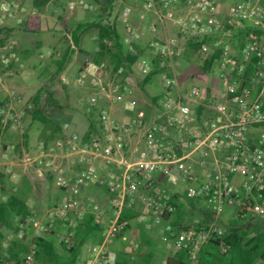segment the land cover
Returning <instances> with one entry per match:
<instances>
[{
	"label": "built area",
	"instance_id": "1",
	"mask_svg": "<svg viewBox=\"0 0 264 264\" xmlns=\"http://www.w3.org/2000/svg\"><path fill=\"white\" fill-rule=\"evenodd\" d=\"M135 2L141 22L151 16L147 26L149 53L142 54L133 45L144 35L143 28L131 21L134 5L122 6L118 17L125 31L123 42L135 57L137 75L157 73L160 77L161 93L152 103V114L138 105L130 77L103 86L109 65L95 61L89 53L74 83L94 88L87 100L88 109L97 107L99 98L107 102L98 109L97 131L83 140L63 122L60 135L54 139H40L31 148L22 144L21 160L62 191L63 199L47 213L51 221L65 226L61 240L67 247L79 221L91 216L103 224L100 239L84 243L86 254L79 264H116L110 246L118 238L128 252L136 251L139 232L132 231L122 219L125 209L136 211L133 220L137 224L157 230L161 242L174 251H184L189 262L197 264L199 250L210 239L224 235L226 227L219 223V217L226 209L236 218L264 216V3L239 0L221 14L218 0ZM67 6L74 10L78 4L69 1ZM25 12L24 6L1 0L0 26L6 17L16 16L21 23ZM29 12L36 13L35 9ZM241 29V45L234 50L231 39ZM179 37L197 43L204 56L218 54L220 85L215 90L195 82L181 88L174 69V59L182 52ZM0 50H5L0 53L1 93L3 78L13 74L10 60L15 58L14 42L0 44ZM122 71L119 67L114 73ZM121 105L125 112L115 117L114 109ZM197 106L207 114L203 110L198 113ZM8 112L21 127L20 113L11 102L0 106L2 123ZM14 151L11 143L2 146L0 172ZM64 158L69 162L66 166ZM95 183L103 187L108 207L85 196ZM176 200H199L209 215L174 226L170 219ZM31 224L42 232L50 230V225L36 219ZM220 247L224 250V245ZM3 264H34L33 250L18 262L5 259Z\"/></svg>",
	"mask_w": 264,
	"mask_h": 264
},
{
	"label": "trees",
	"instance_id": "2",
	"mask_svg": "<svg viewBox=\"0 0 264 264\" xmlns=\"http://www.w3.org/2000/svg\"><path fill=\"white\" fill-rule=\"evenodd\" d=\"M48 0H33V6L43 7ZM101 9V14H98L92 20L77 21L73 28L69 30L72 48L65 50V52L54 63L58 70H63L64 64L70 59L74 52V48L79 47V41L81 34L91 28L97 30V42L98 48L93 52L95 61H103V56L107 55L116 70L117 68L132 64L135 61V57L127 51L124 42L122 41L116 27V21L114 18L110 19L111 11L114 7L115 0H94ZM244 31L241 30L239 38ZM108 42V44H107ZM191 46L197 49L198 44L192 41H188ZM139 51V50H138ZM140 52V51H139ZM218 54L208 56L205 60V69H209L211 63L215 61ZM157 64V62H156ZM249 70L246 72L244 79H247ZM152 75L143 77L140 82V88L146 92L145 84L148 82ZM42 97V91L39 88L32 97V109L30 111L31 121L40 122L45 128H50L51 134L49 137H44L42 140L49 141L60 135L61 124L63 123L61 118H51L47 115L39 103ZM48 97L51 99L57 108L62 106L52 98L50 92ZM156 99V98H155ZM100 106L94 107V111L88 112L87 117L90 121L89 129L82 135V139L86 140L92 134V128L95 126V121L91 115L98 112ZM197 112L201 111V107L197 106ZM2 131V118L0 116V133ZM23 145L27 147L28 136L25 133L23 136ZM31 184L27 177L22 176L21 183L16 186H12L11 192L0 200V264H3L5 259H9L15 262L21 260L22 256L30 249L34 253V262L36 264H75L81 252V248L84 243L88 241H98L97 235L101 232V224L95 222L91 216H87L86 219L77 223L74 235L72 237L70 246L67 247L63 240L59 241L61 248H56V242L58 236L52 230L46 232L42 236H37L31 242L22 241L21 238H15L10 241V244L4 245L6 242V232L20 233L27 231L32 227V212L27 204V200L30 196ZM176 197V196H175ZM182 201L176 200V210L173 213L170 222L172 225L184 224L192 221L195 214L192 210L198 208L206 212L199 200H188V209H185ZM195 211V210H194ZM188 212L187 216L185 214ZM207 213V212H206ZM136 214V211L132 209H125L122 213V219L128 221V226L131 227V222ZM208 214V213H207ZM209 215V214H208ZM202 220V219H200ZM135 222V221H134ZM138 225L142 233V241L145 240L144 236L147 235L146 229L143 225ZM225 226V233L222 237L216 239H210L198 252L197 264H252L256 258L262 256V250L264 244H261V232H256L252 236H247L245 231L241 229L243 226H236L232 223ZM97 237V238H96ZM146 241V240H145ZM152 246V244H149ZM221 245H224V250L221 249ZM133 253H125L116 256V264H135L137 260H140V264H149L151 258V251L137 258ZM165 264H191L188 260V256L182 250L175 251L172 257L166 259Z\"/></svg>",
	"mask_w": 264,
	"mask_h": 264
},
{
	"label": "crops",
	"instance_id": "3",
	"mask_svg": "<svg viewBox=\"0 0 264 264\" xmlns=\"http://www.w3.org/2000/svg\"><path fill=\"white\" fill-rule=\"evenodd\" d=\"M10 1L13 2L14 4L15 2L22 3V4L24 3L27 8V12H25L23 15L19 14V15H22L23 17V21L21 23H18L16 21V17H6L4 18V23L0 26V44H4L6 41L14 42L13 51L16 57L11 59L13 61L14 59H18V60L20 59L21 61H24V60L28 61L30 59L33 60L35 59L36 51H38V53L41 52L43 54L50 53L52 47L58 44L57 42H60V40L62 39V36L59 35V28H58L60 27L61 22L65 21L68 27H70V25L74 23L71 26V28H73V26L75 25L77 21H85L86 19H84V17H86L89 14V12H83L82 9H78L76 10V15H74L75 17L74 19L72 18L67 19L66 17L69 14V10L67 9V3L73 0H48L47 3L43 7H38V8L33 6L32 4L33 0H10ZM86 1L87 0H84V2ZM231 1L218 0L219 12L221 14L224 13L230 5L234 4L235 2L239 0H235V1L231 0ZM133 5H134V10L131 13V21L132 23H134V25L140 26L144 30L143 37L139 40H134L133 45L137 48V50L140 51V53L147 54L150 52L148 48V41L151 38V34L148 32L147 26L149 22L151 21V16H148L144 21L141 22L137 17L138 7H137V3L135 2V0H133ZM78 7H81V6L78 5L77 8ZM29 9L30 10L35 9L36 13L31 14L29 12L30 11ZM92 19H88V20H92ZM115 21H116L117 31L123 41L124 36H125L124 28L118 17L115 18ZM241 30L231 39V46L234 50H238L239 46L241 45L240 38H239ZM87 31L81 34L78 48L80 50L86 49L89 53L90 52L93 53L98 48V42L97 40L92 41L90 37L89 38L86 37L85 34L87 33ZM87 34L91 35V34H94V32H88ZM92 39H97V36L94 35ZM186 50H190V49H186ZM183 51H184V47H183L182 52ZM1 52H5V50H0V53ZM182 52H181V56L178 59H182V57L184 56L183 54L184 52L183 53ZM103 61L105 62L107 61V63L109 62L111 64V67L113 66L110 58L107 55L103 56ZM121 67L123 69L122 73L119 75H115V73H113L115 78L111 79L112 80L111 82L117 83L118 81L121 80L122 77H130L131 79H133V82L136 86L135 99L138 105L144 108L147 111V113L152 114V112L154 111V107L152 103H154L155 98L161 93L160 77L157 75V73L151 76L148 82L145 84L146 92H144L139 87L140 86L139 84L141 80L143 79V77L137 75L135 63L123 65ZM216 68H217L216 60L211 63L209 69H205L204 66L201 67L200 70L203 74H205L204 76L206 77L205 78L206 81H205V84L202 83L201 80L197 81L196 83L202 86H205L208 90H215L220 85L217 79L218 69ZM1 70H2V67L0 66V72ZM3 79H4V88L2 92L0 93V96L7 98V95H10L12 92L10 85L13 84L14 82L10 81L7 77H4ZM142 94L148 97L149 99L148 102L145 101L146 100L145 98L142 99L141 97ZM138 97L139 99L144 100L145 103L142 104V102L138 101L137 100ZM106 104H107L106 100L101 98L100 100H98L97 106H104ZM94 110H95L94 108L88 109V107L84 111H80V112L79 110H76V109L69 110V112H65L64 114H62L61 119L63 122L69 123L70 128L75 130L82 137V135L90 127L89 126L90 121L87 117V113L94 111ZM201 110L204 111L205 109L204 108L202 109L201 107ZM124 112H125V109L123 105H121V106H117L114 109L113 114L115 117H119ZM91 117L95 121L94 123L95 126L91 130L92 133H94L98 129L97 112L96 114H92ZM52 118H55V117H52ZM57 118H60V117H57ZM29 147L31 148L33 147V145L29 146L28 144L27 148ZM67 163L69 162L67 161ZM22 176L27 177L31 184V192L27 200V204L30 207V210L32 212L31 220H34V215L39 209H37L35 206H32L30 202L32 201V199L35 200V197L37 196L38 186H36V184L34 183V181L32 180L30 176L22 174L20 177H18L17 181L14 182L13 187L21 183ZM39 177L46 179L48 181V178L45 176H39ZM48 186L50 187L51 195H55V197H64L62 191L56 188L54 185L48 184ZM11 189H12V186H9L5 188L3 192H0V200H3L4 198H6V196L11 192ZM85 196L87 198L92 199L99 206L108 207V201L105 195V191L103 187H101L97 183L92 184L85 191ZM49 199L51 200V198ZM58 202L60 201H57V203ZM185 209L186 210L188 209L186 205H185ZM194 210L198 211L197 214L195 215L196 218L204 220L208 217V214L206 212L202 210H198V208ZM108 213H110V211H108ZM46 216L47 215L44 213L43 218L41 219L48 220L49 216L48 218H46ZM219 220L225 223H229L228 225H231L230 223H232L236 226H243L241 230L245 231L247 236H252L256 232H261L262 234L261 244H264V216H255V217L246 218V219L236 218L233 216L232 210L230 209L229 214L227 215L221 214L219 217ZM101 226H103V224ZM131 228H132V231L135 230L136 232H139V235L137 237L138 246L136 248V250H138L137 258L144 255L145 253H148L150 250L152 255H151L149 264H164L168 257H172L174 255L175 251L171 247H169L168 245H166L165 243L159 240L157 230H146L147 235L144 236L146 241L145 240L142 241L141 240L142 233H141V229L139 228V226L133 225L131 226ZM61 230L62 229H59L58 231L60 232ZM5 232H6V242L4 245L10 244V241L14 240L15 238H21L22 241L29 243L33 239H35L37 236H42L46 234V232H41L39 230H36L34 227L33 228L30 227L27 231L25 230L24 232H20V233L19 232L15 233V232H10V231H5ZM59 232L56 233L58 238H57V242L55 243L56 248L58 250L61 248V245L59 244V241L61 240L59 238L60 237ZM100 234L101 232L97 235L98 238L100 237ZM88 242H92V241H88ZM149 244H152V246H150ZM110 248L115 258L117 255L130 253L126 249V244L123 241H121V239L119 238L112 242ZM85 254H86V251L83 246L81 248L79 259L76 262L77 264H79V262L85 256ZM140 263H142L140 260H137L135 262V264H140ZM34 264L36 263L34 262ZM252 264H264V249L262 250V256L256 258Z\"/></svg>",
	"mask_w": 264,
	"mask_h": 264
},
{
	"label": "rangeland",
	"instance_id": "4",
	"mask_svg": "<svg viewBox=\"0 0 264 264\" xmlns=\"http://www.w3.org/2000/svg\"><path fill=\"white\" fill-rule=\"evenodd\" d=\"M73 1L79 6L82 4H89L90 6L87 8L78 7L74 10H70L67 6V9L69 10V14L67 13L68 15L66 17L67 19H74V15H76V10L78 9H82L83 12H89V14L84 17L86 20L95 18L98 16V14H101L100 6L94 0H87L86 2H84V0ZM260 1L264 3V0ZM127 3L133 4V0H115L110 19L117 18L121 7ZM15 4L18 6H24L27 12V8L24 3L22 4L15 2ZM177 9L180 10L181 5H178ZM66 24L67 23L65 21H62L60 27H58L59 35L62 36V39L60 42H57L58 44L52 47L50 53L43 54L36 51L35 59L33 60H11L12 62H10V69L12 70L13 74L6 77L10 81L14 82L10 85L12 92L10 95H7V98L0 96V106L7 102H11L14 107V111L20 113L21 125V127H18L11 119V112L4 114L2 131L0 133V149L4 144L11 143L15 146V151L11 154L9 159L6 160L5 165H3L1 168L2 174L0 172V192H3L5 188L9 186H13L14 182H16L18 177H20L22 174L30 176L36 186H38L37 196L35 197V200L32 199L30 202L32 206H35L37 209H39L34 215V219L38 220L45 226L50 225V230L54 231L55 233L59 232V229H62L59 232L60 239L66 231L65 226H63L61 222L51 221L50 219L45 220L41 218H43L44 213L47 215L46 218H48L47 211L53 207L57 201H61L63 197H55V195H51L50 187L47 184L48 181L46 179L40 178L32 166L25 164L21 160V145L23 144L22 141L25 133L28 136L29 146L34 145L38 140L44 137H49L51 134L50 128H45L38 121H31L30 111L33 106L32 97L39 88L42 91V97L39 105L47 115L51 116V118H61L62 114L73 109L79 110V112L84 111L87 108L88 97L94 91V88H91L90 86H78L74 83V78L80 71L83 60L89 54L86 49L80 50L79 48H74V52L70 59L64 64L63 70H58L54 63V60L58 59L65 52V50H70L72 48L69 30L74 23L71 24L70 27H68ZM88 32H94V34L88 35ZM96 32L97 30L95 28H91L85 35L88 38L90 37L92 41H95L97 39H92V37L94 35L97 36ZM178 44L182 47V50L184 47V53L182 52L184 54V58L182 57V59H178L181 56L180 54L174 59V69L180 78L181 88L185 90V88H187L190 84L194 82L196 83L200 80L205 84L206 77L204 76L205 74L201 72L200 68L205 65L207 56H204L198 52V50L192 47L183 37L178 38ZM113 73L114 69L109 63V71L107 75L102 78L103 86L108 87L112 84L111 79L115 78ZM123 78L124 77L121 79ZM48 92H50L52 98L62 106L60 109L55 106V103L51 99H49ZM141 97L142 99L145 98V101H149L148 97L144 96V94H142ZM100 99L101 98L98 100ZM142 99H139L138 97L137 100L143 104L145 102ZM205 113L207 114V112L204 111V114ZM66 161L67 160L65 158L62 160L65 166L67 164ZM49 198H51V200ZM182 202L186 206H189L188 200H184ZM229 211L230 209H226L222 215L229 214ZM188 212L185 214V216H187ZM197 212L198 211L192 210V213L195 215ZM134 223V221L131 222V226L135 225ZM219 223L222 226H228L229 224L220 220ZM137 251L138 250H136V252L132 255H136Z\"/></svg>",
	"mask_w": 264,
	"mask_h": 264
}]
</instances>
